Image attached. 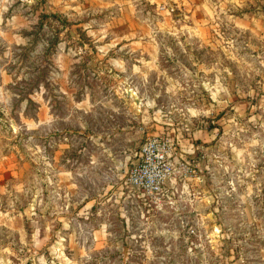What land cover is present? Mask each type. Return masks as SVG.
I'll use <instances>...</instances> for the list:
<instances>
[{"label":"rangeland","instance_id":"obj_1","mask_svg":"<svg viewBox=\"0 0 264 264\" xmlns=\"http://www.w3.org/2000/svg\"><path fill=\"white\" fill-rule=\"evenodd\" d=\"M0 264H264V0H0Z\"/></svg>","mask_w":264,"mask_h":264},{"label":"built area","instance_id":"obj_2","mask_svg":"<svg viewBox=\"0 0 264 264\" xmlns=\"http://www.w3.org/2000/svg\"><path fill=\"white\" fill-rule=\"evenodd\" d=\"M174 149L172 140L167 136L150 137L142 145L125 183L140 193L144 205L161 208L169 196L167 183L179 173L173 158Z\"/></svg>","mask_w":264,"mask_h":264},{"label":"crops","instance_id":"obj_3","mask_svg":"<svg viewBox=\"0 0 264 264\" xmlns=\"http://www.w3.org/2000/svg\"><path fill=\"white\" fill-rule=\"evenodd\" d=\"M197 147L198 146H196V145H194V144H191L190 146H189V148L188 149H182L183 151H187L186 153H192L193 151H196V149H197ZM179 155H181V156H183V157H185L184 156V154L182 153V152H179L178 153ZM136 191V190H135ZM125 196H126V198H128L129 199V201L130 202H136V201H139V200H137V197L138 196H136L135 194H131V193H129L128 191L126 192V194H125ZM140 197V196H139ZM103 233V228H101V234Z\"/></svg>","mask_w":264,"mask_h":264}]
</instances>
